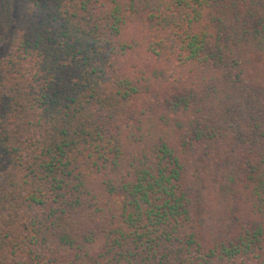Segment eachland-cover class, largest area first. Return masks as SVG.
<instances>
[{
    "label": "trees",
    "instance_id": "16d2710c",
    "mask_svg": "<svg viewBox=\"0 0 264 264\" xmlns=\"http://www.w3.org/2000/svg\"><path fill=\"white\" fill-rule=\"evenodd\" d=\"M0 264H264V0H0Z\"/></svg>",
    "mask_w": 264,
    "mask_h": 264
},
{
    "label": "rangeland",
    "instance_id": "374dc122",
    "mask_svg": "<svg viewBox=\"0 0 264 264\" xmlns=\"http://www.w3.org/2000/svg\"><path fill=\"white\" fill-rule=\"evenodd\" d=\"M0 181H1V176H0Z\"/></svg>",
    "mask_w": 264,
    "mask_h": 264
}]
</instances>
